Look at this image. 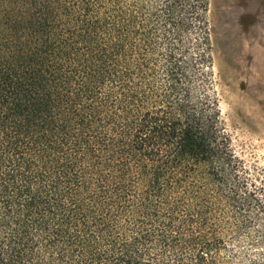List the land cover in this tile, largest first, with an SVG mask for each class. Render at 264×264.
<instances>
[{
    "label": "trees",
    "instance_id": "1",
    "mask_svg": "<svg viewBox=\"0 0 264 264\" xmlns=\"http://www.w3.org/2000/svg\"><path fill=\"white\" fill-rule=\"evenodd\" d=\"M209 6L0 0V264L241 262L255 224L264 243V183L208 93Z\"/></svg>",
    "mask_w": 264,
    "mask_h": 264
},
{
    "label": "rangeland",
    "instance_id": "2",
    "mask_svg": "<svg viewBox=\"0 0 264 264\" xmlns=\"http://www.w3.org/2000/svg\"><path fill=\"white\" fill-rule=\"evenodd\" d=\"M207 22L208 93L218 99L236 155L250 176L264 183V0H210ZM253 213L264 227V215L257 207ZM256 231L255 224L250 234L254 241L243 238L235 248L244 259L224 264L250 263L248 255L264 244Z\"/></svg>",
    "mask_w": 264,
    "mask_h": 264
}]
</instances>
